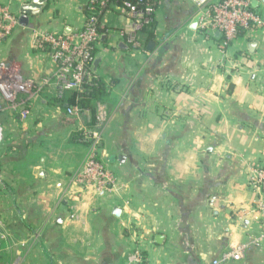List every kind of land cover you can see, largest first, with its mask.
Listing matches in <instances>:
<instances>
[{
    "label": "crops",
    "instance_id": "crops-1",
    "mask_svg": "<svg viewBox=\"0 0 264 264\" xmlns=\"http://www.w3.org/2000/svg\"><path fill=\"white\" fill-rule=\"evenodd\" d=\"M95 1L48 0L23 20V0H0L18 19L0 63L41 82L56 65L39 37L79 32ZM252 9L264 18V0ZM153 18L135 49L124 10L104 11L94 69L104 92L81 119L54 84L27 118L0 94V220L10 238L35 245L26 264H130L136 250L150 264H264L250 183L264 168V28L223 47L190 0H156ZM100 113V159L116 178L105 193L75 181L88 153L78 135ZM241 245L240 260L225 259Z\"/></svg>",
    "mask_w": 264,
    "mask_h": 264
},
{
    "label": "built area",
    "instance_id": "built-area-1",
    "mask_svg": "<svg viewBox=\"0 0 264 264\" xmlns=\"http://www.w3.org/2000/svg\"><path fill=\"white\" fill-rule=\"evenodd\" d=\"M30 2L31 0H23ZM203 14L201 29L221 38V45L228 47L241 34L264 28V18L252 9V0H190ZM114 3L111 0H97L86 7L83 28L71 35L46 33L39 37L40 46H45L51 53L56 70L51 75L36 83L25 79L17 66L6 62L0 63V94L6 109L27 118L31 100L39 97L51 85H56L61 94L75 91L85 92V86L93 83L96 77L94 64L97 59V47L101 39L100 18L105 10ZM128 16L133 28L126 36L127 44L131 48H140L139 35L154 23V7L147 5L139 8L128 2L120 6ZM17 17L9 6L0 5V40L9 38L15 26ZM85 111L79 106L67 108V115L81 119ZM103 115L96 117L93 129H83L78 135V141L88 147L86 159L75 176V181L82 187H93L97 191L111 192L116 178L100 159V145L102 140L101 124ZM5 129L0 117V148L5 142ZM250 183L259 198L255 204V211L264 216V168L251 169ZM9 235L0 220V252ZM264 241V232L253 239L252 244L260 245ZM247 245L239 246L225 259L240 260ZM130 264H150L146 256L136 250L129 257ZM213 264H221L214 261Z\"/></svg>",
    "mask_w": 264,
    "mask_h": 264
},
{
    "label": "trees",
    "instance_id": "trees-1",
    "mask_svg": "<svg viewBox=\"0 0 264 264\" xmlns=\"http://www.w3.org/2000/svg\"><path fill=\"white\" fill-rule=\"evenodd\" d=\"M111 2L114 3L115 5H118V6H122L123 2H128V3H130L134 6H137L139 8H145L147 5H151L155 8V5H156V0H111ZM149 29H146V30H149ZM103 92H104V84L97 77V79L96 78L94 79L92 84L85 86V92L84 93H79V92H75V91L64 92L62 94V97H65L66 94L68 93L69 98L67 100V104L69 107L79 106L83 111H87V110L93 109L92 103L94 101L99 100L101 98ZM64 103H65V101L63 100L62 104H64Z\"/></svg>",
    "mask_w": 264,
    "mask_h": 264
},
{
    "label": "rangeland",
    "instance_id": "rangeland-1",
    "mask_svg": "<svg viewBox=\"0 0 264 264\" xmlns=\"http://www.w3.org/2000/svg\"><path fill=\"white\" fill-rule=\"evenodd\" d=\"M35 251L36 247L32 242L29 245H21L11 236L0 252V264H26L27 255L34 254Z\"/></svg>",
    "mask_w": 264,
    "mask_h": 264
},
{
    "label": "water",
    "instance_id": "water-1",
    "mask_svg": "<svg viewBox=\"0 0 264 264\" xmlns=\"http://www.w3.org/2000/svg\"><path fill=\"white\" fill-rule=\"evenodd\" d=\"M48 0H31L30 2H25L20 9V14L23 20H27L30 17H35L40 15L47 7ZM210 33V32H208ZM66 35V34H65ZM218 33H215V37L218 36ZM251 48L254 47V44H251ZM99 58L97 57L94 69L98 66ZM68 108V106H66ZM120 213L119 209L114 210V215L118 216Z\"/></svg>",
    "mask_w": 264,
    "mask_h": 264
}]
</instances>
